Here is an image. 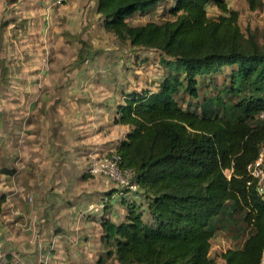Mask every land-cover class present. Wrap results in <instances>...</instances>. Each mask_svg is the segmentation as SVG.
Wrapping results in <instances>:
<instances>
[{"label":"trees","instance_id":"trees-1","mask_svg":"<svg viewBox=\"0 0 264 264\" xmlns=\"http://www.w3.org/2000/svg\"><path fill=\"white\" fill-rule=\"evenodd\" d=\"M164 1L97 0L105 31L154 49L171 71L157 90L130 92L118 107L115 122L129 131L114 151L135 170L146 207L132 201L123 221H103L101 239L119 264H215L211 239L224 229L241 239L220 252L225 264H264V197L246 170L264 149V47L243 32L226 0H172L171 19L128 23ZM209 3L221 13L209 16ZM224 67L232 68L224 91L233 103L179 104L182 90L199 96L198 76Z\"/></svg>","mask_w":264,"mask_h":264},{"label":"crops","instance_id":"crops-1","mask_svg":"<svg viewBox=\"0 0 264 264\" xmlns=\"http://www.w3.org/2000/svg\"><path fill=\"white\" fill-rule=\"evenodd\" d=\"M55 1L0 0L6 23L0 31V250L19 264H36L39 254L49 263L71 254L74 264H103L111 248L101 239L103 221H123L132 201L139 209L146 204L86 173V162L126 139L129 127L114 122L118 107L126 94L144 89L123 93L120 80L74 78L93 65L76 66L68 77L60 67L33 61L39 47L28 41L37 44L51 32L62 39L94 34L99 24L104 29L97 0ZM27 24L44 31L18 26ZM102 201L103 208L87 210Z\"/></svg>","mask_w":264,"mask_h":264},{"label":"rangeland","instance_id":"rangeland-1","mask_svg":"<svg viewBox=\"0 0 264 264\" xmlns=\"http://www.w3.org/2000/svg\"><path fill=\"white\" fill-rule=\"evenodd\" d=\"M226 3L230 9L238 11V22L243 32L246 35L249 33L253 34L259 45L264 47V5L250 9L247 0H226ZM171 4L172 0H166L159 3L151 11L133 14L127 18V21L132 25H139L144 24L146 21L161 22L171 19L172 15L168 11ZM206 9L208 15L211 17H215L221 13L214 3H209ZM14 26L17 27V25ZM18 26L23 27L25 31H44L43 29L38 30L37 25L33 24ZM5 27L6 23H1L0 21V31ZM99 27L100 24L97 29L95 25L94 34L82 32L79 33L77 38L76 35L66 37L68 36L66 32L63 34L66 37L65 39L55 38V32H51V38L49 39L42 37L41 39H36L38 45L36 43L32 44L34 40L28 41L29 46H38L41 50L39 53V49H37L39 54H35V58L38 60L32 57L34 58L33 61H38L43 65L60 67L64 70L60 74L68 77L71 76L72 69L75 70L76 66L93 65V68L89 67L88 71L83 72L82 77L75 75L74 78L77 80H87V82H90L93 78H99L103 81L110 80V83L114 85H118L120 80L122 84L121 89H124L123 93L124 91L129 92L134 88H142L144 90L158 88L162 76L171 72L169 68L159 62V54L154 49L132 47L128 40L119 41L115 35L107 31L105 33V30H99ZM80 34H85V38L81 39ZM26 60L28 61L29 59ZM11 62L15 63V58H12ZM231 72L232 68L224 67L212 74L198 76L199 96L197 98L191 97L187 91L182 90L178 94L179 104L183 108L199 110V105L205 98L212 99L216 109L221 108L220 99L225 100L227 103H233L236 100L235 95L224 91V88L229 86ZM115 75H117V78H113ZM85 90L88 91V89ZM217 95L220 98L216 99ZM115 192L113 191L111 194L114 195ZM123 204L126 205V201ZM240 242L241 239L233 237L229 231L219 229L211 239L209 255L215 260V264H225L219 256L220 252L228 247L239 246ZM2 251L0 250V264H7V260L13 259V254L8 253V257ZM75 257L69 254L63 263H58L54 257V261L49 263L47 255L39 254L36 264H74L70 259H74ZM16 263H18L17 260ZM103 264H117V260L112 254L106 257Z\"/></svg>","mask_w":264,"mask_h":264},{"label":"built area","instance_id":"built-area-1","mask_svg":"<svg viewBox=\"0 0 264 264\" xmlns=\"http://www.w3.org/2000/svg\"><path fill=\"white\" fill-rule=\"evenodd\" d=\"M56 3L62 0H56ZM260 118L264 120V110L260 111ZM247 173L255 181V186L259 194L264 197V149L259 151L257 158L246 166ZM86 173L93 176H103L115 183L119 192L129 195L139 191V184L136 181V172L131 167H124L121 164V156L116 151L104 154H91L86 162ZM105 206V201L96 203L88 207V211H96ZM7 264H18L7 262Z\"/></svg>","mask_w":264,"mask_h":264}]
</instances>
